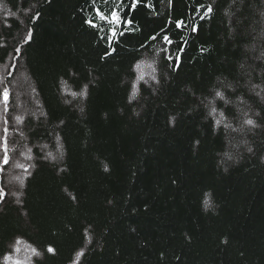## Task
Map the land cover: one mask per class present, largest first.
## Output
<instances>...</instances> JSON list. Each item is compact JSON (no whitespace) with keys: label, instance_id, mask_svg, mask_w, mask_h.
Instances as JSON below:
<instances>
[{"label":"trees","instance_id":"obj_1","mask_svg":"<svg viewBox=\"0 0 264 264\" xmlns=\"http://www.w3.org/2000/svg\"><path fill=\"white\" fill-rule=\"evenodd\" d=\"M151 3L0 0V264H264V0Z\"/></svg>","mask_w":264,"mask_h":264},{"label":"snow or ice","instance_id":"obj_2","mask_svg":"<svg viewBox=\"0 0 264 264\" xmlns=\"http://www.w3.org/2000/svg\"><path fill=\"white\" fill-rule=\"evenodd\" d=\"M48 2L50 3L51 0H48ZM97 3V0H91V5L94 8L95 11V16L90 19V20H86V23L88 24V26L90 28H94L99 30L101 25L96 23V20L99 19L101 21L102 24L104 25H108L107 28V32L108 34L112 35L114 40L119 39L120 35H123L124 32L123 30H121L124 27H131L133 24V21L131 19H129L126 15V13H122V7L125 3V0H100V3L105 6L108 7L109 5H111L109 7V11L107 13H105L103 11V8H96L95 5ZM169 3H171V0H169ZM143 5L146 8H154L153 4L151 3V0H129V8L133 9V6L135 5ZM197 8H199L202 11V15L200 13H197V15H201V18H210V14L212 13L213 9L211 4H197L196 5ZM195 11V10H194ZM40 14L37 13L35 18L39 19ZM176 24L183 29L185 27V23L182 20H177ZM135 30V29H133ZM192 31L193 32H198L199 31V25H194L192 27ZM32 38V33L31 31L28 32V36H27V40L30 41ZM150 40L155 41L157 39V37L155 35L149 37ZM162 40L164 41V43L168 46L166 48L163 49V60L169 65L172 66L173 68L178 67V65H172V61L176 60L179 61L181 59V56L177 55L175 57H173L171 55V47L175 44L178 43V41L174 40L170 35H164L162 37ZM186 42L184 44V48H186ZM141 47H146L145 45H141ZM108 49L106 50L105 53L101 56V59H107L109 56H111L112 53H114L116 51V49L114 47H112V44L109 43L108 44ZM206 49H204L203 47L201 48V51H205ZM16 51L18 52L19 49H16ZM178 52H182L183 48H178L177 49ZM86 95V93H85ZM135 95V94H134ZM217 96H221L222 94L217 92L216 93ZM3 100L5 102V104H7L8 100H9V91L7 89H4L3 93ZM81 111H83V109H81ZM176 118L173 117L171 119V123H175ZM220 122L217 121V124H219ZM247 124L249 125H254V121L252 120H247L246 121ZM7 132L8 129L5 128L4 129V133L5 135L3 137H0V153H2V155H0V165L3 166H7L10 162V156L8 153V139H7ZM198 143V142H197ZM249 151H251V149H249ZM49 155H51L49 153ZM107 166H105V171H107ZM63 171V169H62ZM4 172V167H0V173ZM6 193L4 191V187L2 184H0V197L5 196ZM73 199H75V197H73ZM205 207L209 206V201L205 200L204 201ZM46 251L50 254H55V249L52 246H48ZM37 255L39 256L40 253L37 252ZM79 255H83V253H79Z\"/></svg>","mask_w":264,"mask_h":264},{"label":"rangeland","instance_id":"obj_3","mask_svg":"<svg viewBox=\"0 0 264 264\" xmlns=\"http://www.w3.org/2000/svg\"><path fill=\"white\" fill-rule=\"evenodd\" d=\"M142 67H140V69H141ZM139 71L140 70H138L137 72V74H139ZM139 76H140V74H139ZM18 77H20L22 80H24L25 81V84H26V86L28 85V87L30 86L31 87V85H30V81L28 80V78H26V75L25 74H21V72H19V74H18ZM27 79V80H26ZM30 87H29V90H30ZM28 90V91H29ZM30 92V91H29ZM30 95H29V98H30V96H31V100H34L33 98H32V94L31 93H29ZM17 96V98L16 99H18V100H22V103H25V93H18V94H16L15 93V97ZM13 97H14V93H13ZM8 103V102H7ZM7 110H8V108H7V105L5 104V102H4V100H3V104H1V107H0V137H3L4 135H5V133H4V125H5V117L4 116H6V113H7ZM0 155H2V153H0ZM0 167H3V165H0ZM16 179L15 180H18V181H20L19 179H20V177L18 178V176H16L15 177ZM0 181H1V173H0Z\"/></svg>","mask_w":264,"mask_h":264}]
</instances>
